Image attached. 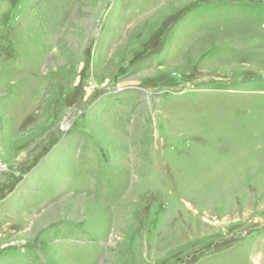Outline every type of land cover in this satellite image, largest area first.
Segmentation results:
<instances>
[{"label":"rangeland","instance_id":"374dc122","mask_svg":"<svg viewBox=\"0 0 264 264\" xmlns=\"http://www.w3.org/2000/svg\"><path fill=\"white\" fill-rule=\"evenodd\" d=\"M0 264H264V0H0Z\"/></svg>","mask_w":264,"mask_h":264}]
</instances>
